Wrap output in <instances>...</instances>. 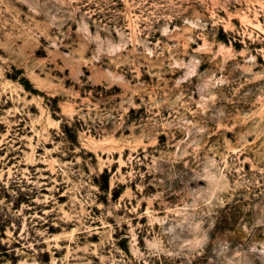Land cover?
<instances>
[{"label": "rangeland", "instance_id": "374dc122", "mask_svg": "<svg viewBox=\"0 0 264 264\" xmlns=\"http://www.w3.org/2000/svg\"><path fill=\"white\" fill-rule=\"evenodd\" d=\"M0 264H264V0H0Z\"/></svg>", "mask_w": 264, "mask_h": 264}]
</instances>
